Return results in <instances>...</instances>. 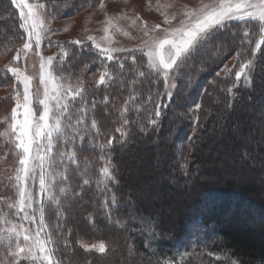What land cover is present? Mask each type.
I'll use <instances>...</instances> for the list:
<instances>
[{"label": "trees", "instance_id": "obj_1", "mask_svg": "<svg viewBox=\"0 0 264 264\" xmlns=\"http://www.w3.org/2000/svg\"><path fill=\"white\" fill-rule=\"evenodd\" d=\"M45 4L46 12L59 19L74 16L80 10L98 4V0H49ZM257 23H227L217 33V43L223 44L224 50L214 58V50L210 49L190 61L187 68L175 75L176 89L170 97L162 77L148 69L147 58L141 51L119 52L108 61L90 43H66L69 56L62 65L56 63L55 73L65 78L61 80L63 84L75 86L79 81L83 86V106L87 110L89 130L82 141L79 138L74 141L76 161L65 160L56 165L57 171L67 168V180L57 183V189H67L66 195L60 197L59 211L63 214L57 216V206L50 204L46 195L39 197L46 209L45 222L49 226L41 237L51 233L54 244L50 247L56 248L55 258H62L63 264H232L233 261L235 264H264V187L258 186L252 176L246 178L243 169L236 166V158L227 155L223 158L230 165L229 180L223 181L222 177L216 176L210 183L205 178L219 169L216 165L220 161L218 157L214 167L210 168L209 154L215 148L233 142V132L239 123L245 130L254 126L260 130L259 134L254 130V140L244 142L246 149H235L238 156L242 151V156L247 157V150L254 155L243 162L247 175L257 170L249 165L253 157L256 162H264V110L254 108V105L264 103V45L256 54L251 82L242 80L238 87H233L239 63L252 58L259 39ZM19 25L18 9L10 0H0V88L14 84L6 71V56L26 39V33ZM245 31L250 33L247 38ZM237 53L241 58L237 59L232 73L227 77L221 75L220 70L229 60L237 58ZM133 56L136 57L135 65ZM120 61L124 64L122 71ZM105 69L109 78L99 84ZM138 71L145 72V76L139 77ZM133 80L136 81L134 86ZM229 87L232 92L227 91ZM133 92L135 99L129 100ZM13 103L11 96H0V133L6 125L3 112ZM73 103L81 106L80 98ZM157 105H160L159 117L155 116ZM125 106L126 112L123 111ZM250 118L252 125L248 123ZM93 119L97 129L91 128ZM259 119L262 120L260 124L257 123ZM151 120L156 122L150 123ZM117 128L127 135L122 137ZM108 139L113 140L111 149L102 150L101 145ZM58 149L67 151L73 149V145L66 149L62 143L58 144L53 148L54 156ZM16 153L13 143H8V155L0 163V171L6 167L11 169L10 177L14 176L18 166ZM155 157L162 159L160 173L165 177V183H169V190L182 183V188L199 195L209 185L218 187L226 183L227 186H222L223 190L219 187L218 194L209 192L216 200L215 206L195 217L190 214L180 217L175 230L170 232L166 227L167 219L147 214L144 203L136 201L137 191L130 178L134 166L143 170L148 166V174L155 175L152 169ZM108 159L113 179L107 182L105 191V185H97V181L101 179L100 169ZM85 179L90 183L85 185ZM38 195L39 188L35 196ZM232 195H237V204H232L229 199ZM113 196L116 197L114 204ZM0 198L10 201L17 198L14 181L9 179ZM0 209L8 213L10 220L23 223L5 203L0 202ZM191 225L198 226L201 232L194 234ZM100 239L109 244L106 254L86 252L81 246L82 241ZM216 256L221 259L217 260ZM119 258H122L120 262ZM9 260L5 246L0 244V264H8ZM19 264L27 263L19 261Z\"/></svg>", "mask_w": 264, "mask_h": 264}, {"label": "snow or ice", "instance_id": "obj_2", "mask_svg": "<svg viewBox=\"0 0 264 264\" xmlns=\"http://www.w3.org/2000/svg\"><path fill=\"white\" fill-rule=\"evenodd\" d=\"M11 5L19 9L20 25L19 27L26 33V39L22 48L18 49L13 57L14 61L21 59V52L25 57L27 53L33 49L40 48L43 34L48 31L47 25L42 18L43 15H51L46 12L45 3H33L30 0H10ZM86 6H91L87 4ZM98 6L104 8V0H98ZM171 5H169L170 7ZM26 10V11H25ZM163 16V22L170 25L175 15L169 16L166 12L160 13ZM55 18V17H52ZM136 19H140L137 17ZM253 21L258 22L259 39L255 43L252 51V58L239 63V70L235 71V81L233 87H238L243 80L250 83L252 74L255 71L256 54L261 51L264 45V0H212L211 3H201L198 8H189L185 6L183 19L177 27L161 28L160 24L152 25L150 28L148 22L142 21L145 36H149V32L161 30L164 32L162 37H152L149 41H145L143 47L139 49L143 56L147 58L148 69L160 75L164 81L165 88L168 86L170 74L179 75L184 68H187L190 61L195 60L196 56L201 55L207 50H214V58L224 50V45L217 43V33L226 27L230 21ZM105 35L101 38L107 45L113 43V38L109 35L110 28L116 27L114 18L106 16ZM135 23V20L133 21ZM117 31L122 29L116 27ZM67 31V29H65ZM125 36L127 32H123ZM250 36L245 31L244 37ZM91 41V46L95 48L101 56L108 61L114 59L113 53L123 51V49L112 48L110 46H102L93 36L87 37ZM70 43L83 45L82 41H71ZM60 64L62 65L69 53L61 46ZM39 55V53H37ZM241 58V54L237 53V59ZM40 84L43 85V98L38 103L42 106V112L36 119L33 109L32 94V77L27 75L25 71L18 66H6V71L14 77L13 88L16 85H23L22 94L15 91L12 99L14 107L11 110L10 124L0 135L9 136L10 142L14 144L17 150L16 159L18 166L15 168L14 176L10 177V181H14L17 189V198L10 201L9 198H0V202L6 204L7 208L13 211V215L22 221L36 223V213H39L38 229L33 234L23 223H17L9 219L8 213L0 209V244L6 249V255L10 257L8 264H19L21 258L28 260L31 264H63V259L55 258L56 248L50 247L54 244L51 233L45 237H41V232L45 231L49 226L45 222V207L42 199L34 198V194L29 190V182L38 179L39 193L46 195L50 204L57 206V216L63 213L59 211L60 197L65 196L67 189L59 187L57 183H63L67 180L65 167L61 171L56 170L58 162L67 160L75 162L77 157L74 151V141L79 138L84 139V134L88 132L86 108L83 106V86L77 81L76 85L63 84L60 81L64 77H57L53 69L56 57L40 56ZM133 65L136 64V57L131 58ZM120 70L124 68L123 61L119 62ZM234 68L236 65L233 66ZM135 70V69H134ZM225 76L232 73V69L224 67ZM139 77H144L145 72L138 71ZM109 78V73L105 69L100 75L99 84H104ZM133 86L136 81H131ZM175 87V84H172ZM232 92V87L227 89ZM167 95L170 97L171 93ZM136 94L130 93L129 100H134ZM80 98L81 106L77 107L73 102ZM151 101V96H149ZM107 102V97H105ZM127 101L125 105H127ZM160 105L156 106L155 116H160ZM124 112L127 111L125 106ZM123 115V112L121 113ZM7 120V118H5ZM151 120L150 123H155ZM125 125L127 120L123 122ZM91 128L97 129L98 125L95 119L91 121ZM121 136H126L121 128L116 129ZM63 144L65 148L73 145V149L67 151L56 152L53 155V148L58 144ZM112 139H108L106 144L101 145L103 149H111ZM59 157V161L57 160ZM78 167V165H77ZM38 170V177H37ZM101 179L97 181V185L104 184V190L107 191V182L113 179L112 166L110 159L105 161V166L100 169ZM85 185L90 181L85 179ZM116 202V197H112V203ZM108 203V201H105ZM23 214V215H21ZM136 219L135 216L132 217ZM143 220V217H140ZM59 227V226H57ZM127 227V222H125ZM143 231V229H141ZM155 235V233H151ZM21 237L23 243H21ZM81 246L86 252L96 251L100 254H106L109 251V244L104 239H100L95 243L88 244L81 242ZM67 247V245H65ZM211 255V253H210ZM220 260V256H216ZM235 264V261L232 262Z\"/></svg>", "mask_w": 264, "mask_h": 264}, {"label": "rangeland", "instance_id": "obj_3", "mask_svg": "<svg viewBox=\"0 0 264 264\" xmlns=\"http://www.w3.org/2000/svg\"><path fill=\"white\" fill-rule=\"evenodd\" d=\"M47 1L49 0H30V2L33 3H46ZM211 2L212 0H104V8H100L98 4H94L93 6L87 9H84L82 11L80 10L79 12H77V14L71 17L56 19L52 18L53 16L51 15L45 14L42 16V18L44 19V22L47 25L48 31L43 34L44 38L42 40L40 48L37 49L34 45L33 49L27 53L26 57L24 53L21 52V59L19 61H14L13 57L16 55L17 50L22 48L23 44L12 48L6 56V66L10 65L21 67L27 75L33 78L31 89L33 94V109L35 118L38 119L40 113L42 112V106L38 103V101L39 99L43 98L44 92L43 85L40 84L39 79L41 55L45 58L49 56L56 57L52 69V71L56 75L55 65L57 62L60 61V56L62 55L61 46H63L65 49L66 43L71 41L78 40L82 41L83 44H91V41H88L87 37L93 36L97 38V41L101 43L102 46H110L112 48L123 49V51L115 52L113 53V55L124 51L139 50L141 47H143L145 41H149L152 37H162L164 35L163 31L157 30L155 32L150 31L149 36H145L142 21L148 22L149 28L155 24H160L162 29L168 27H177L179 26L180 21L183 19V12L185 6L189 8H198L201 3ZM169 5L171 6L169 7ZM161 12H166L169 16L175 15L176 18L172 20L170 25H166L163 22V16L160 14ZM106 16L114 18V24L116 25V27L122 29V31H117L116 27L110 28L108 34L111 35L113 38V43L111 45H107L106 42L101 39L105 35L104 29L107 26L105 23ZM137 17H140V19H136ZM134 20L135 23H133ZM230 22L242 23L249 21L233 20ZM65 29H67V31H65ZM123 32H127L128 35L125 36ZM37 53H39V55ZM236 64L237 58L234 57L229 60L225 65L227 66V68L233 70V66ZM224 67L220 70V74L223 76H225ZM12 78L14 80V77ZM173 83L175 84V87H172ZM167 89L168 92L173 95L176 89L175 74H170ZM15 91H19L22 94L23 85L18 84L16 85L15 89L13 88V84L0 88V96L13 97ZM14 103L11 108H8L3 112L2 119L4 120L5 118H7V120L5 119V129H8L9 124L11 122L10 116L11 110L14 107ZM255 107H257V110L263 111L264 103H260L258 105L256 104L254 105V108ZM261 121L262 120L259 119L258 122L257 120L255 122L260 124L262 123ZM244 123L246 124L247 121H244ZM248 123L252 125V118L249 119ZM5 129L1 133H3ZM258 129L259 127L254 126L250 129L245 130L243 128V124L239 123L238 128H236L235 131L233 130V142L228 146H221L220 149L215 148V150L209 154V157L212 162L210 168L214 167L213 163H216V157L220 159V161L216 163L219 169L214 172L215 174L211 173L205 176V178L210 183L214 182L213 180L216 176L222 177L223 181L229 180L230 176L228 174V167L230 165L226 163V160L223 158L224 155H227V157L232 156L236 158V166L239 165V168L243 169L244 176L246 178L252 176L253 178H255L258 186L264 187V162H256L254 161L253 157V160L249 162V165H251L252 167H257V170L247 175V168H244L245 164L243 162L246 161L247 157H252L254 155L250 154L247 150V157L242 156V151H239L238 156L235 151L236 148H238L239 150H243L244 148L246 149L244 142L254 140L255 138L253 137V132L254 130H256L259 134L260 130ZM8 143H12L10 142L9 136L0 135V163H2L8 155ZM162 167L163 164L161 157H155V161L152 164V169H154V172H156L155 175L148 174V166L147 169H145L144 167V170L137 168V166H134L133 168L131 167L130 178L133 181V188H135L137 191V195H135L136 201L138 203H144L145 211L147 214H152L156 215L157 217L167 219L166 227L167 230H169L170 232L175 230V226L177 225V222L180 217L186 216V214H190L191 217H195L204 212L205 210L209 209L210 207L215 206L216 200H214V198L209 194V192H212V194H218L220 192H218L217 190H219L220 188H222L223 190V187L227 186L226 183H222L221 185L219 184L220 186L218 187L209 185V183H207L209 187L204 191L203 194H201V192L200 194L198 193L199 195H196L197 193L193 194L192 192L188 191L187 188H182L184 187V184L182 183L178 185L179 187H176V189L169 190L167 189L169 183H165V177L162 175V173H160ZM10 170V168L6 167V169L0 171V193H2V191L5 189L9 182ZM38 188V179L29 182V190L33 192L34 198H36L35 194L36 189ZM40 195L41 194L39 193L38 197H41ZM229 199L231 200L232 204L238 203L237 195H232L231 197H229ZM36 219V223L22 221L23 223H25V227L28 228L33 234L38 229V212L36 213ZM83 228L86 230L85 227ZM190 228L192 230L194 228V234L198 233V231L201 232V229L198 226L191 225ZM84 242L92 244L97 241L89 240ZM21 243H23L22 237ZM92 252L97 253L94 250ZM121 260L122 258H119L118 262H120ZM20 261H24L27 264H31L30 261L25 260L23 258H21ZM107 264L113 263L110 262ZM119 264L122 263L120 262Z\"/></svg>", "mask_w": 264, "mask_h": 264}]
</instances>
